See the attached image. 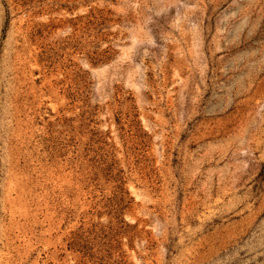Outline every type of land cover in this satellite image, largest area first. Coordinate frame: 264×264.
<instances>
[{
	"label": "rangeland",
	"instance_id": "obj_1",
	"mask_svg": "<svg viewBox=\"0 0 264 264\" xmlns=\"http://www.w3.org/2000/svg\"><path fill=\"white\" fill-rule=\"evenodd\" d=\"M0 264H264V0H0Z\"/></svg>",
	"mask_w": 264,
	"mask_h": 264
}]
</instances>
